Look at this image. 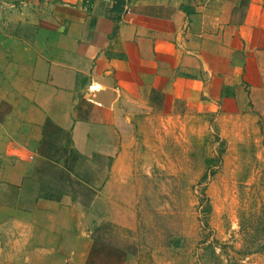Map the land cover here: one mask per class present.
Listing matches in <instances>:
<instances>
[{"label": "crops", "instance_id": "1", "mask_svg": "<svg viewBox=\"0 0 264 264\" xmlns=\"http://www.w3.org/2000/svg\"><path fill=\"white\" fill-rule=\"evenodd\" d=\"M263 71L264 0H0V264H135L137 135Z\"/></svg>", "mask_w": 264, "mask_h": 264}, {"label": "rangeland", "instance_id": "2", "mask_svg": "<svg viewBox=\"0 0 264 264\" xmlns=\"http://www.w3.org/2000/svg\"><path fill=\"white\" fill-rule=\"evenodd\" d=\"M183 113L129 152L135 264H264V108Z\"/></svg>", "mask_w": 264, "mask_h": 264}, {"label": "built area", "instance_id": "3", "mask_svg": "<svg viewBox=\"0 0 264 264\" xmlns=\"http://www.w3.org/2000/svg\"><path fill=\"white\" fill-rule=\"evenodd\" d=\"M110 0H81L83 7L90 9L93 4H95L96 2H107ZM124 10L128 11V8L125 7Z\"/></svg>", "mask_w": 264, "mask_h": 264}]
</instances>
